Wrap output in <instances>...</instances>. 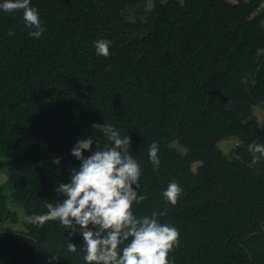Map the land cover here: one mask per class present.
<instances>
[{"label": "trees", "instance_id": "16d2710c", "mask_svg": "<svg viewBox=\"0 0 264 264\" xmlns=\"http://www.w3.org/2000/svg\"><path fill=\"white\" fill-rule=\"evenodd\" d=\"M31 7L44 29L37 39L22 13L0 11V157L9 161L10 189L8 197L0 189V264H85L82 238L57 221H34L26 232L2 226L17 222L9 198L27 217L60 199L57 183L78 167L70 149L93 133L92 123L130 137L145 197L131 210L155 212L177 229L171 264H264V159L253 162L247 147L264 144V119L253 115L255 106L264 110V0ZM99 39L109 42L107 56L95 54ZM230 139L227 155L218 143ZM153 142L155 169L147 157ZM172 181L181 188L174 205L162 198Z\"/></svg>", "mask_w": 264, "mask_h": 264}, {"label": "clouds", "instance_id": "9594fccd", "mask_svg": "<svg viewBox=\"0 0 264 264\" xmlns=\"http://www.w3.org/2000/svg\"><path fill=\"white\" fill-rule=\"evenodd\" d=\"M0 11L22 13L25 27L33 30L32 39L41 36L44 29L31 0H0ZM14 35L9 33L10 37ZM93 43L96 55L109 54L108 41ZM91 128L93 133L78 139L70 149L78 167L69 170L67 182L57 183L54 191L60 199L47 203V211L35 215L34 221L37 225L57 221L67 226L70 234L78 233L85 264H171L168 253L177 243V229L158 221L155 212L137 216L131 210L133 202L139 203L145 197L137 192L141 170L129 150L130 137L121 135L109 123H92ZM97 133L106 144L98 143ZM94 140L95 147H91ZM247 147L253 162L264 159V144L253 141ZM157 153L153 142L147 157L154 169L159 165ZM51 163L58 165L60 158L54 157ZM180 192L179 185L172 181L162 191V198L174 205ZM76 248L68 241V252H76Z\"/></svg>", "mask_w": 264, "mask_h": 264}, {"label": "rangeland", "instance_id": "374dc122", "mask_svg": "<svg viewBox=\"0 0 264 264\" xmlns=\"http://www.w3.org/2000/svg\"><path fill=\"white\" fill-rule=\"evenodd\" d=\"M233 2L234 0H229ZM165 2V0H162ZM143 6H145L146 10L151 9L152 3L150 1L146 2ZM253 115L255 116L257 122L261 124L264 119V110L262 106H255L253 108ZM236 145V141L234 139L221 141L218 143L219 149H221L225 154H229ZM9 161L0 157V189L2 193L9 196L10 189L9 185L7 184V177L5 175L4 169ZM7 207L14 214L16 217L17 222L5 223L2 228L8 229L9 231L13 232H26V226L33 223V217H27L22 209V207L17 203L12 201L10 198L7 200ZM42 264H47V260H43Z\"/></svg>", "mask_w": 264, "mask_h": 264}]
</instances>
